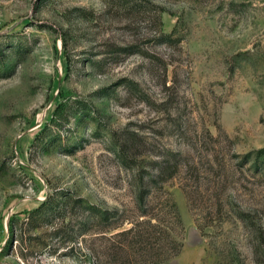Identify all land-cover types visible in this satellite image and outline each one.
Instances as JSON below:
<instances>
[{
    "label": "rangeland",
    "instance_id": "obj_1",
    "mask_svg": "<svg viewBox=\"0 0 264 264\" xmlns=\"http://www.w3.org/2000/svg\"><path fill=\"white\" fill-rule=\"evenodd\" d=\"M0 264H264V0H0Z\"/></svg>",
    "mask_w": 264,
    "mask_h": 264
},
{
    "label": "trees",
    "instance_id": "obj_2",
    "mask_svg": "<svg viewBox=\"0 0 264 264\" xmlns=\"http://www.w3.org/2000/svg\"><path fill=\"white\" fill-rule=\"evenodd\" d=\"M44 205V204H43Z\"/></svg>",
    "mask_w": 264,
    "mask_h": 264
}]
</instances>
